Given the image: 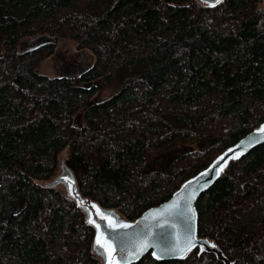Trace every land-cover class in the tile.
I'll return each instance as SVG.
<instances>
[{
  "label": "trees",
  "instance_id": "obj_1",
  "mask_svg": "<svg viewBox=\"0 0 264 264\" xmlns=\"http://www.w3.org/2000/svg\"><path fill=\"white\" fill-rule=\"evenodd\" d=\"M37 37L73 41L92 65L42 73L58 44L20 51ZM262 123L264 0H0V264H102L84 212L49 184L64 152L80 194L132 221ZM196 209L199 237L232 264H264V144ZM136 264L222 262L197 248Z\"/></svg>",
  "mask_w": 264,
  "mask_h": 264
},
{
  "label": "water",
  "instance_id": "obj_2",
  "mask_svg": "<svg viewBox=\"0 0 264 264\" xmlns=\"http://www.w3.org/2000/svg\"><path fill=\"white\" fill-rule=\"evenodd\" d=\"M200 1L204 5L210 7L218 4L216 0ZM221 1L222 0H220V2ZM36 40H44L46 43L57 42V40L50 37H39ZM66 77L72 78L73 75L68 74ZM75 77H77V75H75ZM17 84L21 85L20 81H17ZM75 126H78L77 120ZM262 128H264V123L223 151L207 168L184 182L167 201L147 209L141 216L133 221L122 220L119 214L114 210L105 209L91 198L83 197L79 192L72 172L66 167L61 177L70 174L68 175V180L62 181L61 177H59L53 186L59 182L64 184L66 195L84 212L87 222L89 220V214L91 213V218L95 221V224L100 225L99 231L103 233L105 239L111 240L112 246L116 249L111 257L115 264H136L149 253L157 259L156 255L153 253L159 255L162 247L173 246L176 248L174 253L162 256L157 260L167 261L183 259L190 252L198 248L201 253L206 252L214 254L217 260L222 262V264H232L224 255L223 251L213 242L207 238L199 237L196 204L199 198L221 178L231 162L245 157L251 151L264 144V131H261ZM241 152L242 154L238 159L232 158L236 153ZM221 157H223V159H220ZM221 168L222 170H220ZM217 172L219 173L218 175L216 174ZM69 181H74V190L71 194L67 186ZM193 193H195V198L190 200V195ZM78 200L87 203L81 206ZM189 202L191 209H189ZM92 204L96 205L99 212L106 214V216L98 215L97 209L90 207ZM25 206V202L16 203L4 214V217L8 218L12 215H17ZM88 224L91 225L95 231L94 249L103 256L105 264H107L103 249L97 250L96 238L98 229L95 224ZM122 224L130 225L131 227H119V225ZM189 231H191L196 238V246L193 247L191 251L181 253L179 252V248H186V235ZM145 243L148 247L142 253L139 252L138 249L141 244Z\"/></svg>",
  "mask_w": 264,
  "mask_h": 264
},
{
  "label": "rangeland",
  "instance_id": "obj_3",
  "mask_svg": "<svg viewBox=\"0 0 264 264\" xmlns=\"http://www.w3.org/2000/svg\"><path fill=\"white\" fill-rule=\"evenodd\" d=\"M36 39L37 38H33L32 40L24 39L23 41H21L19 43L20 51H23L25 49L30 50L31 47L35 46L34 44H36ZM57 47L58 48L56 49L55 55L41 65L40 70L42 73H45L52 77L63 76L67 75V72H69V70H73V73H79L86 70L92 65L93 57L88 52L76 50L75 43L73 41H62L58 44ZM118 91L119 86L115 84L110 88L107 87L104 90L98 91L94 99L97 102H102ZM65 157V152L59 157L58 168L54 178L49 181L50 185H54L56 180L63 175L66 167L64 163ZM55 187H58L65 191V186L62 182L56 183ZM121 218L123 217L121 216ZM94 253L100 257L102 264H105L103 256L96 250L94 251Z\"/></svg>",
  "mask_w": 264,
  "mask_h": 264
},
{
  "label": "snow or ice",
  "instance_id": "obj_4",
  "mask_svg": "<svg viewBox=\"0 0 264 264\" xmlns=\"http://www.w3.org/2000/svg\"><path fill=\"white\" fill-rule=\"evenodd\" d=\"M216 2L219 3L220 0H216ZM261 131H264V128H262ZM238 147H239V145H238ZM241 154H242V152L241 153H236V155L234 157H232V158L233 159H238ZM220 159H223V157H221ZM220 170H222V168ZM216 174L218 175L219 173L217 172ZM68 175H70V174H66L65 176L61 177V180L62 181L68 180ZM73 184H74V181H69L68 182V185H67L68 188H69L70 194L74 190L73 189ZM77 197H78V194H77ZM194 198H195V193H193V194L190 195V200L191 199H194ZM78 203L81 206H83L87 202L82 201V200H78ZM90 207L91 208H96L98 215L106 216V214H103V213H100L99 212V209L97 208L96 205L92 204V205H90ZM189 209H191L190 202H189ZM88 223L95 224V221L91 218V213L89 214ZM95 226L98 229L97 238H96L97 250L103 249V254L106 257L107 264H115L114 260L111 257H112V253H114L116 251V249L112 246L111 240L110 239H105L103 233H101L99 231L100 225L99 224H95ZM119 227L128 228V227H131V226L130 225H126V224H122V225H119ZM186 239H187V246H186V248H179V252H181V253H184L186 251H191V249L196 246V238H195L194 234L191 231H189L187 233ZM147 247H148V245L146 243L145 244H141V246L138 249V251L142 253ZM175 251H176L175 246H173V247H162L160 249V254L159 255H157L156 253H153V254L156 255L157 259H160L162 256H165V255H168V254H172Z\"/></svg>",
  "mask_w": 264,
  "mask_h": 264
},
{
  "label": "flooded vegetation",
  "instance_id": "obj_5",
  "mask_svg": "<svg viewBox=\"0 0 264 264\" xmlns=\"http://www.w3.org/2000/svg\"><path fill=\"white\" fill-rule=\"evenodd\" d=\"M36 44H37V45L34 44L35 47H37V46H38V47H41V46H45L47 43H46L44 40H37ZM38 47H37V48H38ZM67 73H68V72H67Z\"/></svg>",
  "mask_w": 264,
  "mask_h": 264
},
{
  "label": "bare ground",
  "instance_id": "obj_6",
  "mask_svg": "<svg viewBox=\"0 0 264 264\" xmlns=\"http://www.w3.org/2000/svg\"><path fill=\"white\" fill-rule=\"evenodd\" d=\"M71 170V169H70ZM61 175V174H60Z\"/></svg>",
  "mask_w": 264,
  "mask_h": 264
}]
</instances>
